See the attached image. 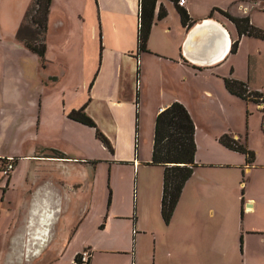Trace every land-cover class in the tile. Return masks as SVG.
Masks as SVG:
<instances>
[{
	"label": "crops",
	"instance_id": "1",
	"mask_svg": "<svg viewBox=\"0 0 264 264\" xmlns=\"http://www.w3.org/2000/svg\"><path fill=\"white\" fill-rule=\"evenodd\" d=\"M32 1L19 0L20 3L12 8L9 15L13 17L14 27L10 33L4 32L1 39H8L7 42L24 49L15 34ZM177 1H155L153 22L146 44L147 51L137 54L139 0H84L82 7L79 6V0H51L44 36V60L41 61L37 56L39 59H34V67L44 74L39 76V79L52 78L54 81H48L46 91L34 93L32 97L39 93V101L29 110L19 107L16 116L11 112L8 143L13 142L11 135L14 132L19 141L16 144L17 151L4 157L0 154V158L13 161V168L6 175L4 185L0 183V209L4 208L0 211L3 212L0 217L6 220L7 229L12 221L18 218L17 222L24 226V236L19 243L30 242V248L35 249L32 252L37 253L39 248L51 241L50 227L53 228L57 221L59 238L64 241V246L58 253L59 257L64 255L67 249H72L65 264H71L76 253L84 247L91 251L89 264H136L137 235L147 233L148 226L158 216V209L160 213L163 167L148 164L151 159L155 117L173 101L182 103L189 112L187 101L190 99L187 97L186 101L181 96L182 90L184 94L189 91L178 87V82L181 83L186 78L185 81L194 83L196 87L194 78L202 72H208L217 64L220 66L221 62L228 59L231 55V44L238 36L234 24L216 12L215 9L223 10L216 0H209V3L205 2L202 7L198 4L199 0H185L180 7L187 11L191 24L183 26L180 21L185 29L182 32L176 15L179 6ZM72 2L77 9H70ZM233 2L234 9L224 10L234 16L247 15L250 22L254 21L252 12L258 9L257 1ZM161 6L165 8L166 15L159 18L158 11ZM207 24L224 29L230 39L226 53L213 63H205V59L214 51L211 26L207 27ZM201 25L204 26L200 27ZM243 36L245 35L240 37ZM158 62L169 69V76L162 79L163 84L156 87L154 98L149 100L146 81L141 76L136 77L135 73L144 70V63L149 65ZM176 66L183 71L184 76L179 77ZM70 69H73L77 76L81 92L71 105L65 106L60 104L53 89L61 87ZM234 77L247 82L240 76ZM248 87L258 91L264 89V85L251 87L248 84ZM135 91L137 95L134 96ZM50 97H53L51 103ZM89 97L96 100L92 101ZM86 101V110L108 136L109 133L101 126L92 110L101 106L107 111L110 108L108 112L113 115L112 130L113 127L115 129L114 133L112 131L110 134L111 141L114 134L119 133V124L127 122L122 118L124 113H130L131 124L136 111L140 113V122L141 118L146 123L152 121L149 150L146 152L145 148L141 156L131 152L127 156H120L122 149L116 147L119 145L117 144L114 145L112 158H105V161L96 157L71 155L68 142L80 147L81 143L87 142L89 132L84 124L72 121L67 115L71 109L79 108ZM260 119L256 128L264 139V114ZM24 123L32 128L31 134H23L20 127ZM201 132H205L203 128ZM254 134L257 135L256 132ZM136 135L137 131L134 133L135 141ZM230 135L239 141L242 140L237 130L231 131ZM246 135L249 145V133ZM199 136L201 135L197 133L196 127L194 140L197 145L201 143ZM252 149L250 148L251 151ZM55 151L61 156H52L51 153ZM195 157L196 154V163ZM219 159L207 160L204 165L211 169L223 170L229 166L242 169L247 184L242 189V194L238 193L236 198L238 203L239 196L241 197L242 217L245 220L247 216L255 213L257 202L261 205L264 200V160L257 161L255 154L251 163H247L245 159L244 164H241V161L232 163ZM100 162L109 163L105 187L98 194L97 183L101 176L98 175L101 171L97 168ZM206 166L200 165L199 169L196 163L191 176L186 180L172 214L176 218L190 219L196 193H200L203 198L205 192L210 190H196L195 187L211 182L212 176L216 174L218 177L223 176L217 170L207 173L206 169L209 168ZM17 169H20V172ZM0 174L4 176L1 172ZM97 194L101 200L99 208H96L94 203ZM64 200L69 201L67 213L64 215L69 221L60 225L58 210ZM210 211L213 214V209ZM88 220L91 223L88 226V236L75 240ZM140 222L144 224L142 229L138 226Z\"/></svg>",
	"mask_w": 264,
	"mask_h": 264
},
{
	"label": "rangeland",
	"instance_id": "2",
	"mask_svg": "<svg viewBox=\"0 0 264 264\" xmlns=\"http://www.w3.org/2000/svg\"><path fill=\"white\" fill-rule=\"evenodd\" d=\"M208 1L199 0L198 2L197 0L201 7L204 6L205 2L209 3ZM233 1L216 0L215 2L218 6L223 7V10L231 11L235 7ZM255 1H257L258 9H254L252 12L254 21H251V23L264 29V0ZM19 3V0H0V154H3V157L6 154L15 153L17 151L16 144L19 142L13 132L11 135L13 142L8 143L10 136L7 132L11 123V112L13 111V116H16L19 107L29 110L39 101V93H37V96L32 97L34 93L40 90L46 91L48 81H54L52 78L39 79V76H44V74L39 68L34 67V59L38 61V55L30 51L18 39L17 31L15 38L22 43L24 49L17 44L7 42L8 39H1L4 32L10 33L12 27H14L13 17L11 18L9 13ZM83 4L84 0H79V6L82 7ZM70 9H77V6L72 2ZM176 15L182 28L177 11ZM27 22L30 23L29 20ZM181 31L184 32L185 29L182 28ZM236 40L238 41L237 50L231 53L228 59L223 61V58L221 60L223 63L221 62L220 66H217L219 65L217 64L208 72H202L194 78L196 87L194 83L185 81L186 78L184 77L181 83L178 82V87L187 89V92L189 91L188 94H184L182 90L181 96L186 101V98L189 97L190 100L187 101L188 106H190L189 114L194 125L196 124L197 133L201 135L199 136L201 143L200 145L196 144L195 153L199 169L201 168L200 165L206 166L204 162L207 160H220L219 158L232 163L241 161V164H244L246 159L244 154L228 149L219 141L221 135H230L233 130H237L241 136V142L245 144H247L246 134L248 132V149L253 148L252 151L256 155L257 161L264 160V139L256 128V126H259L260 118L264 114V107L262 111L258 109L257 103L247 102L229 94L223 85L224 77L235 78V75L247 80L251 87L264 85V40L247 35L237 36ZM176 67L179 77L184 76L183 71L178 66ZM77 68H79L78 65ZM143 69L140 72L141 74L137 72L135 76H141L146 81L148 87L147 98L151 100L155 96L154 90L156 87H160L163 84L162 79L167 75L169 76V69L159 62L157 64L150 63L149 65L144 63ZM122 71L126 72L124 69ZM130 78H128L129 81ZM247 82L245 83L247 84ZM249 90L251 89L248 87ZM262 90L264 94V89ZM80 92L77 76L73 69L69 70L61 87L53 89V93L59 98L60 104L63 103L65 106L71 105ZM135 95H137L136 91L134 92ZM253 97L255 96L249 95L248 99H254ZM52 98L50 97V103L53 102ZM63 98H65V102H63ZM89 98L92 101L96 100L92 97ZM136 99L134 98V100ZM86 105L87 101L82 104L85 113L106 137L112 151L96 137L95 128L85 125L84 127L89 132L87 142L81 143L80 147L73 142H68L71 155L96 157L105 161V158H112L114 145L117 144L119 145L116 147L122 149L120 156H127L130 152L136 155L139 153L141 156L145 152V148L146 152L149 150L153 130L152 121L146 123L141 118L140 122L139 111L134 113L132 124L130 113L122 114L123 120L127 122L119 124V133L114 134L113 141H111L110 134L112 131L114 133L115 129L113 127L112 130L113 115L108 112L110 108L107 111L101 106L92 110L101 126L109 133L108 136L96 123L94 117L90 116L86 110ZM201 128L205 132H201ZM20 129L24 135L32 133V128L27 123H24ZM136 131L135 141L134 133ZM255 149L257 150L256 153ZM51 154L52 156H61L60 153L56 152ZM108 163H98L97 169L101 171V173L98 172L100 173L98 176L101 175L97 183L98 194L102 192L106 184ZM2 166H0V169ZM86 167L88 168L89 165L87 164ZM206 168L209 167L206 166ZM17 170L20 172V169ZM215 170L223 176L218 177L216 174L212 176L211 182L198 185V188L195 187L196 190L202 188H209L210 190L205 192L203 198L200 197V193H196L197 197L195 198L196 201H193V211L190 212V219L189 217L176 218L172 215L170 222L166 224L162 221L158 209V216L155 215L156 219L148 226L147 233L137 235L136 264H264V200L261 205H258L259 202H257L255 213L247 216L244 220L240 204L241 197L239 196L238 203L236 198L238 193L242 194V189L247 184L242 175V169L237 166L225 167L223 170L218 168L206 169L207 173ZM6 179V176L0 174L2 185H4ZM98 194L94 202L96 208L101 205ZM68 202L64 200V204L59 207L60 225L69 221V219L64 218L65 212L67 213ZM210 209H213V214ZM0 215H3V212H0ZM16 219L18 218H15L7 229L6 220L0 217V264H65L67 262L72 249H67L64 255L59 257L58 253L64 246V241L60 239L61 237L59 238L58 231L60 230L57 229V221L53 228L50 227L49 239L51 241L44 247L39 248L36 253L32 252L35 249L30 248V242L19 243L24 236V226L22 223H18ZM89 224H91L89 220L83 224L75 240L88 236ZM139 224L140 229L144 228L142 222ZM59 239L60 241H58ZM84 250L89 251V254H91L90 249L84 247L76 253L71 264H78L79 255ZM89 263L90 258L87 260V264Z\"/></svg>",
	"mask_w": 264,
	"mask_h": 264
},
{
	"label": "trees",
	"instance_id": "3",
	"mask_svg": "<svg viewBox=\"0 0 264 264\" xmlns=\"http://www.w3.org/2000/svg\"><path fill=\"white\" fill-rule=\"evenodd\" d=\"M155 1L156 0H139L137 54L142 51H147L146 44L153 22ZM50 2L51 0H33L28 6L16 34L18 39L21 40L29 50L40 57L41 61L44 60L46 49L44 36ZM177 10L182 25L189 26L191 24V19L187 11L180 6H177ZM215 10H218L220 14L228 18L234 24L239 37L247 35L264 40V29L254 26L247 15L233 16L227 11L221 9ZM165 15L166 10L161 6L158 11V17L162 18ZM28 20L30 23L27 22ZM237 44V40L231 44V53L236 51ZM223 84L230 94L247 102L252 101L257 103V99H248L249 95L256 97L263 95L262 91H248V85L244 81L235 78L224 77ZM67 116L74 121L95 128L96 137L112 151L106 137L96 127L94 121L85 113L84 106L78 109H71ZM194 131L195 125L188 110L178 101L170 103L155 117L151 159L148 164L163 167L160 214L162 220L166 224L170 222L182 188L196 166L194 160L196 151ZM219 141L228 149L243 153L246 156L247 163L253 161L254 153L248 149L245 143L233 138L229 134L221 135ZM6 160L5 158H0V166L4 165Z\"/></svg>",
	"mask_w": 264,
	"mask_h": 264
},
{
	"label": "water",
	"instance_id": "4",
	"mask_svg": "<svg viewBox=\"0 0 264 264\" xmlns=\"http://www.w3.org/2000/svg\"><path fill=\"white\" fill-rule=\"evenodd\" d=\"M202 26L204 25H201L200 27ZM209 26H211L210 31L213 34L212 38H213V44H214V51H212V54H210L205 59V63H213L221 59L223 55L226 53V51L228 50L229 44H230L229 35L227 32L224 31V29L219 28L218 26H215L213 24H210V25L207 24V27ZM263 128H264V123H263Z\"/></svg>",
	"mask_w": 264,
	"mask_h": 264
},
{
	"label": "built area",
	"instance_id": "5",
	"mask_svg": "<svg viewBox=\"0 0 264 264\" xmlns=\"http://www.w3.org/2000/svg\"><path fill=\"white\" fill-rule=\"evenodd\" d=\"M185 0H178L177 4L179 6H182L184 4ZM254 99H257V106L262 110V108L264 107V94L258 97H253ZM162 111V109L160 110ZM263 111V110H262ZM264 112V111H263ZM13 168V162L11 159H7L6 162L4 163V165L1 167L0 172L6 176L8 175L9 171ZM90 258V254L89 251L84 250L81 252V254L79 255V262L78 264H87V260Z\"/></svg>",
	"mask_w": 264,
	"mask_h": 264
},
{
	"label": "bare ground",
	"instance_id": "6",
	"mask_svg": "<svg viewBox=\"0 0 264 264\" xmlns=\"http://www.w3.org/2000/svg\"><path fill=\"white\" fill-rule=\"evenodd\" d=\"M40 238V237H39Z\"/></svg>",
	"mask_w": 264,
	"mask_h": 264
}]
</instances>
